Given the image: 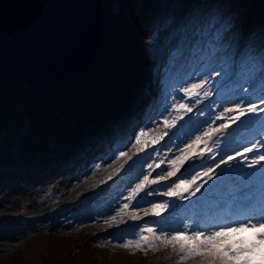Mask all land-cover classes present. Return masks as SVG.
Wrapping results in <instances>:
<instances>
[{
    "label": "snow or ice",
    "instance_id": "6c2138e0",
    "mask_svg": "<svg viewBox=\"0 0 264 264\" xmlns=\"http://www.w3.org/2000/svg\"><path fill=\"white\" fill-rule=\"evenodd\" d=\"M224 8L220 5L208 13L192 9L169 34L163 45L165 62L159 69L163 74L159 82L165 96L169 88L183 95L165 104L160 112L163 129L155 127L156 134L150 140L146 139L149 132L139 130L134 143L129 136L122 147L110 149L112 163L127 159L102 181L107 183L141 163L140 154L146 148L159 144L176 129L163 157L158 149L145 154L146 170L141 164L142 170L128 185L124 202L104 223H123L125 217L136 221L141 219L140 213L161 217L169 208L191 211L192 222H181L179 227L167 220L163 224L154 221L157 227L146 223L138 236L119 241L121 248L147 251L163 246L171 249V258L178 264H264V43L258 48L248 45L237 55L242 25L238 16ZM148 39L159 68L161 50L154 43L158 36L153 32ZM201 104L203 107H197ZM194 110L195 114L189 115ZM129 145L135 149L131 156L124 150ZM206 159L213 163L206 164ZM246 161V167L253 171L243 170ZM101 167L103 164L91 166ZM229 181L235 187L221 192L223 203L219 207L234 205L238 218L228 223L205 222L201 198ZM198 193L201 197L193 201ZM154 196L168 199L148 201L149 207L142 206L147 197ZM177 200L190 203L177 204ZM249 229L250 238L233 239Z\"/></svg>",
    "mask_w": 264,
    "mask_h": 264
},
{
    "label": "trees",
    "instance_id": "16d2710c",
    "mask_svg": "<svg viewBox=\"0 0 264 264\" xmlns=\"http://www.w3.org/2000/svg\"><path fill=\"white\" fill-rule=\"evenodd\" d=\"M115 1L121 15L111 19L110 12L105 14L99 52L86 72L44 93L15 82L0 81V229L10 236L16 232L20 221L33 227L19 245L0 254V264L171 263L172 258H168L171 250L158 247L140 251L119 247V241L139 234L130 223L116 230L115 235L87 227L65 234L54 232L61 221H75L103 212L101 209L112 199L119 178L108 181L80 201H58L42 210L31 201V192L28 201L20 204L15 190L31 191L35 184L50 175L65 177L77 166L78 158L88 154L89 148L105 146L104 142L109 148L116 147L120 144V132L128 133L129 126L147 110L148 102L156 99L157 91L150 90L146 70L156 69L158 60L150 56L151 49L144 46L145 25L152 13L154 19L166 20L165 29L159 32L163 39L157 44L161 50L159 67H163V45L169 34L190 10L203 12L214 1H223L224 9L239 17L243 35L236 44L237 55L248 45L258 48L264 43V0ZM102 197L104 199L100 200ZM212 201L201 199L205 222L213 223V215L221 212L217 207H209ZM189 203L184 200L182 204ZM74 207H78L77 210H73ZM175 214L176 221L167 220L163 215L149 217L152 223L156 219L159 224L167 220L174 227H179L181 222H192L189 217L193 213L189 210L178 209ZM41 240L48 242L47 248H41ZM41 250L51 251L50 258L41 259ZM53 251L58 253L53 255Z\"/></svg>",
    "mask_w": 264,
    "mask_h": 264
},
{
    "label": "rangeland",
    "instance_id": "374dc122",
    "mask_svg": "<svg viewBox=\"0 0 264 264\" xmlns=\"http://www.w3.org/2000/svg\"><path fill=\"white\" fill-rule=\"evenodd\" d=\"M101 1L103 4V6H102L103 24L105 21V14L107 12H110V14L113 15L111 17V19L116 18V17L121 15L119 4L115 0H111V1L101 0ZM213 3H214L213 5H210L206 8H204L205 10L203 12L204 13L211 12L216 7L223 5V1L222 2L217 1L216 3L214 1ZM225 11H227V9ZM152 15H153V13H152ZM152 15L150 17L151 19L147 20V23L145 25V34H144L145 35L144 36V46H146L150 49H152V45L149 43V39H148L149 35L153 32H155L157 34L158 40L154 42L155 46H157V44H159V42L162 41V39H163V36H160L159 32L162 29H165V26H166V20L165 19L160 21L161 17L154 19V16H152ZM103 24H102V26H103ZM101 39H102V34H101ZM99 48H100V46H99ZM145 55L148 58V54L146 53V51H145ZM149 55L151 56L152 52ZM160 68H162V67L160 66L159 68L157 67L156 69H153L150 67L148 70H146V73L147 74L149 73V82H150L149 88H150V90L151 91L152 90L157 91L156 92V94H157L156 99L148 102L147 110L144 111L143 114L140 115L141 118H139L138 121L134 125L131 124L129 126V128H128L129 132L128 133H126L125 130H122L120 132L121 135L119 136V138H120V144H118L119 146L122 147L123 146L122 142L127 140V138L129 136L132 137V143H134L135 142V135L138 134L139 130H144V131L149 132V136L146 137V139L150 140L151 136L156 134V132L154 130L155 127L158 126L160 129H163V118L161 117L160 112L163 111L165 104H171L174 97H179V96L183 95V93L179 92V91L173 92L171 88L168 89L169 94L167 96H165V94H163V92L161 90L162 86L159 82L160 79H162V75H163L162 72H160V70H159ZM17 84H19V83H17ZM54 89H56V88H54ZM54 89H49V90H44V91L43 90H33V89L32 90L35 92L44 93V92H50ZM213 99H215V97H213ZM203 103L206 104V103H208V101H204ZM197 107H203V104H201ZM215 111H219V108H216ZM194 114H195V110H194V113H190L189 115H194ZM187 118L188 117L186 116L185 120H187ZM205 118H206L205 116L200 117V119H205ZM132 123H133V121H132ZM179 123H183V121H181ZM179 123H178L177 127H179ZM175 131H176V129H172L169 132V137H171L172 133ZM169 137H165V139L163 141H161L159 144H155V145H152L151 147L146 148L145 153L140 154L141 163H138L132 169H129L126 172H121L119 175H116L113 177V179L119 178V182L117 183V189H115L112 192V199L110 201H108L107 203H105V205L102 207L101 210H103V212H101L99 214L94 213V214L90 215L89 217H85V218H78V220H75V221H72L70 219L61 221L60 227L54 229V232H56L57 234H62V233L65 234L67 232L76 231L77 229H79L81 227L82 228L87 227V228H89L93 231L99 232V233H110L112 235H115L116 230L122 229L123 227H125L127 225V223L133 224V226H135L138 229V231H140V227H142L146 223L148 225H151L152 227H156L157 225H154L150 221V217L144 216L143 213H140L141 219L136 220V221L128 220L125 217V222L113 223L111 226H109L108 224H105L104 221L108 217L115 215V212L113 211V209H115L119 205V203L124 202L123 197L126 196L128 193V185L136 180L138 173L142 170L141 164H143V169L146 170V163H144V160L146 159L145 154L151 153L153 151V149H158L160 154H161V157H163L164 153L167 151V147L170 146ZM104 145L105 146H102L101 144H99L97 149L89 148L88 154H82L78 158L77 166L74 169H71V171H69L68 173H66L65 177H62L60 175H50L47 178H45V180L40 181L37 184H35L37 186L33 187V189L31 191H29L28 189H25L23 192L21 189H16L15 195L17 197H19L18 202L21 204L22 202L28 201L29 192H31V198H32L31 201H35L37 203V207L40 210H42L48 204H51V203H56L58 201L61 202V201H72V200L80 201L82 199V197L93 195L95 193V191L98 190L99 187H103L106 185V183H102V181H104L110 173H113L114 169H117L119 167L120 163H123L124 160L127 159V157H123V158H120L117 162L112 163V152L110 151V149H115L118 145L116 147H113V148H109V144L108 143L106 144V142H104ZM107 146H108V148H107ZM124 150L128 151L129 156H131L133 154V152L135 151L134 148H131V145H129L128 149H124ZM262 150H264V149H262ZM106 152H108V153H106ZM218 158L219 157H217V159ZM134 159H135V157H134ZM147 162L150 163L152 161L148 160ZM129 163H131V162H129ZM205 163L206 164H212L213 162L211 160L206 159ZM93 164H97V165L103 164V167H101L99 169H92L91 166ZM109 164H111L110 167L108 166ZM198 164H199V162H197V165ZM233 164L235 165L236 162L234 161ZM246 164H247V161L244 162L243 170L245 172L253 171V169L247 168ZM222 167H225V166L222 165ZM90 169H91L90 173L87 176H85V173L89 172ZM126 169H127V166H126ZM188 169H189V172L192 171V169L190 167ZM157 171H159V170H157ZM217 171H219V170H217ZM153 175H155V173H153ZM211 183H212V181H209V184H211ZM224 186H230L232 188L235 187V185H233L230 181L227 182ZM224 186H222V188L220 190H217L218 192H220V194H221V192H223ZM207 187H208V185H205V188H207ZM201 191H202V193L204 192L203 189ZM210 194H212V193H206L204 196H207ZM217 195H219V194H217ZM198 197H201V193H198L196 197H192V198L198 199ZM103 199L104 198L102 197L100 200H103ZM166 199H168V198L162 197V196L147 197L146 200L144 202H142V206L143 207H149L150 204L148 203V201H153V200L154 201H162V200H166ZM95 201L98 202V199H96ZM214 201L215 202L212 205H210L209 207L219 208V205L217 204V201H219V200L217 198H214ZM182 202H184V201H178V200L176 201L177 204H181ZM77 208L78 207H74L73 210H77ZM177 210L178 209L169 208L168 210L162 212V215H163V213L167 212L166 214L163 215V218H166L167 220H171V221H176L177 214H175V213ZM220 210H222L221 213L214 214L216 217H218V219H220L222 217L220 223H228L229 220L238 218L235 215L234 205L233 206H227L224 208L220 207ZM214 215H213V217H214ZM164 216H166V217H164ZM155 221H157V219ZM217 222H218V220L214 223H217ZM18 224L19 225H18V228L16 229V232L10 236L4 234V231L2 229H0V254H3L4 253L3 251H5L7 249L14 248L17 245H19L21 240L27 234L31 233L33 230V227L28 226L26 221H22V222L20 221V223H18ZM38 227H40V225ZM122 234H125V232H122ZM251 235H252V232L249 229L243 233L236 234L233 237V239H238L240 236L250 238ZM40 246H41V248L42 247L47 248L48 242L41 240ZM159 247L161 249H164V250H171L170 248L165 249L163 246H159ZM53 252H54L53 255H56L58 253V251H53ZM50 253H51V251H49V250L48 251L41 250L39 252V256L41 259L42 258L48 259V258H50V256H49ZM169 257L171 258L172 254H171V256H168V258ZM170 264H178V261H176L175 259H172ZM186 264H192V262L188 261V262H186Z\"/></svg>",
    "mask_w": 264,
    "mask_h": 264
},
{
    "label": "water",
    "instance_id": "95a60500",
    "mask_svg": "<svg viewBox=\"0 0 264 264\" xmlns=\"http://www.w3.org/2000/svg\"><path fill=\"white\" fill-rule=\"evenodd\" d=\"M102 6L101 0H0V81L44 91L88 70L99 51Z\"/></svg>",
    "mask_w": 264,
    "mask_h": 264
}]
</instances>
